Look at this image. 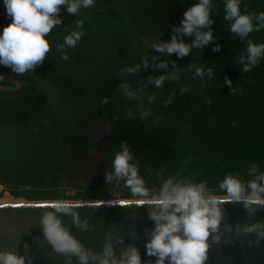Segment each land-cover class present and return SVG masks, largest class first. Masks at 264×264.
Masks as SVG:
<instances>
[{"label": "trees", "instance_id": "obj_1", "mask_svg": "<svg viewBox=\"0 0 264 264\" xmlns=\"http://www.w3.org/2000/svg\"><path fill=\"white\" fill-rule=\"evenodd\" d=\"M193 3L97 0L93 8H82L75 16L61 7L62 23L46 37L50 52L42 65L23 76L0 66L20 82L16 90L0 91V185L26 201H80L88 198L87 189L95 190L93 198L107 199L105 189L110 186L123 188L126 198L138 199L123 180L109 183L106 174H90L98 172L99 165L111 172L112 158L125 141L150 196L158 195L169 178L206 182L208 192L222 196L218 185L226 174L247 184L255 178L249 175L253 165L264 173V59L248 73L236 63L248 40L264 43V30L242 40L223 18V0H213V42L183 58L150 47L170 41L173 26L180 25ZM259 11H264V0H242V14L255 16ZM78 20L84 21V37L75 49H60ZM9 23L0 0V29ZM182 38L186 43L192 39ZM217 45L220 51L214 52ZM62 52L67 60L61 59ZM142 59H148V68L125 72L126 66ZM164 61L180 80L156 89L147 78L165 74L155 68ZM190 64L212 68L214 76L194 80ZM122 81L138 91L139 98L128 100L118 91ZM0 84L11 85L1 77ZM183 86L189 90L181 93ZM150 96L155 99L149 101ZM169 98L172 103L165 107L162 101ZM145 110L148 115L141 119ZM92 129L107 136L101 157L95 156Z\"/></svg>", "mask_w": 264, "mask_h": 264}, {"label": "clouds", "instance_id": "obj_2", "mask_svg": "<svg viewBox=\"0 0 264 264\" xmlns=\"http://www.w3.org/2000/svg\"><path fill=\"white\" fill-rule=\"evenodd\" d=\"M242 0H223L224 20L230 22V31L242 40L253 32L264 30V11H259L255 16L242 14ZM97 0H3L6 17L10 23L0 29V66L7 67L12 73L23 76L33 72L46 60L50 52V42L46 38L49 33L62 23L59 12L63 7L67 13L75 16L82 8H93ZM213 0H195L183 13V19L179 26H173L175 33L170 41L152 43L150 47L159 53L175 54L178 58L189 56L193 49H202L213 42V36L209 25L211 19ZM247 9H245V12ZM253 19L258 23L253 24ZM84 21H76L75 28L66 32L63 44L69 49H75L78 42L84 37ZM207 29V31H205ZM182 37L192 38L186 43ZM213 51H220L219 45ZM62 60H67V54L62 52ZM156 61L157 57L151 58ZM264 59V43H255L248 40L245 54H241L236 63L242 73L251 72L259 62ZM148 68V59H142L134 66H126L125 72L134 74L140 68ZM167 61L156 63V69L165 70V74L156 78L149 76L148 83L154 88L160 89L166 81H178L180 75L176 71H168ZM172 67L177 66L173 62ZM195 69L192 79L199 78L209 80L214 76L212 68H204L196 64H190L189 69ZM224 83L231 88V81L225 78ZM203 86V85H202ZM189 88L183 86L180 92H186ZM118 91H121L128 100L139 98V92L122 81ZM232 91H235L232 88ZM149 101L155 96L148 97ZM104 104L108 103L105 99ZM165 107L169 106L171 99L162 101ZM207 103H211L207 101ZM142 106V105H141ZM131 115V114H129ZM148 111L141 113V119L146 118ZM133 153L128 143L122 142L119 150L114 154L111 167L112 171L106 173V182L123 180L124 187L129 189L131 196L138 198L129 201L138 205H149L150 219L154 222L150 239L146 242V254L155 257L154 264H205L208 259V238L210 233L218 231L222 221L221 206L225 202L242 203L250 212L255 208L264 207V173L258 172L253 165L249 175L254 179L243 183L233 174H226L219 182L222 196L208 192L206 182L196 183L192 180H165L159 189V194L150 196L144 179L139 175V168L132 163ZM36 207L51 209L45 211L41 217L43 235L52 248L66 256H75L79 264H142L141 256L136 247H129L119 258L115 257L112 245L106 244L102 255H96L71 235L61 221L62 215H70L76 226L86 228V223L80 221L74 211L83 205L65 199H54L45 204L33 205ZM245 234H255L258 241L264 239V222H257L245 226L242 230ZM218 241L219 236H214ZM0 264H31L30 258L9 250H0Z\"/></svg>", "mask_w": 264, "mask_h": 264}, {"label": "water", "instance_id": "obj_3", "mask_svg": "<svg viewBox=\"0 0 264 264\" xmlns=\"http://www.w3.org/2000/svg\"><path fill=\"white\" fill-rule=\"evenodd\" d=\"M0 77L11 84H0V91L20 87V82L12 74L0 71ZM129 201L75 202L83 205L74 211L80 221L86 223V228L76 226L70 215L60 218L71 235L96 255H102L109 243L116 258L129 247H136L142 264H154L155 257L147 255L145 247L154 227L149 216L151 208ZM22 202L0 206V250L14 251L26 259L30 258L31 264H79L75 256L56 252L43 235L41 217L43 212L51 209L33 205L49 201L23 199ZM221 211L222 221L218 231L210 233L208 238V259L205 264H264V239L258 241L255 234L241 231L245 226L264 222V207L250 212L242 203L225 202ZM214 236H219V240H214Z\"/></svg>", "mask_w": 264, "mask_h": 264}, {"label": "rangeland", "instance_id": "obj_4", "mask_svg": "<svg viewBox=\"0 0 264 264\" xmlns=\"http://www.w3.org/2000/svg\"><path fill=\"white\" fill-rule=\"evenodd\" d=\"M104 142H105V140L103 141V143ZM98 180H94V182H98ZM101 182H104V181H101ZM98 190H101V189H97L96 191H98ZM105 190L109 194V198H107V199H95V198L92 197V193L95 190H93V189H87V192L89 194L88 198L85 199V200H80V202H90L91 203V202H97V201H103V202H112V201H114V202H117V201L134 200L133 198L130 199V198H126V197L123 196V193L125 191L123 188H118V187H112V186H110V187H107ZM0 194L2 195L0 197V200L2 198H5V200H10V201H16V200L23 201V199L15 198V197L11 196L9 194V192H8V189L6 187H4V186L0 188ZM72 202H77V201H72Z\"/></svg>", "mask_w": 264, "mask_h": 264}, {"label": "flooded vegetation", "instance_id": "obj_5", "mask_svg": "<svg viewBox=\"0 0 264 264\" xmlns=\"http://www.w3.org/2000/svg\"><path fill=\"white\" fill-rule=\"evenodd\" d=\"M105 132L101 133L100 134H97V131L93 130L92 129V135H93V144L95 146H97V152L95 154V156H100L101 157V148H102V145H103V141L105 140V138L107 137H104L105 136ZM106 141V140H105ZM93 169V168H92ZM91 175H98V176H104L102 174H106L105 173V170L102 166L99 165V168H98V172H95V171H91L90 172ZM101 174V175H100ZM98 179V177H97Z\"/></svg>", "mask_w": 264, "mask_h": 264}, {"label": "bare ground", "instance_id": "obj_6", "mask_svg": "<svg viewBox=\"0 0 264 264\" xmlns=\"http://www.w3.org/2000/svg\"><path fill=\"white\" fill-rule=\"evenodd\" d=\"M112 202H114V201H112ZM117 202H122V201H117ZM22 203H24V202H22L21 200L10 201V200H5V198H2L0 200V206H5V205H18V204H22ZM83 203H90V202H83ZM91 203H93V202H91Z\"/></svg>", "mask_w": 264, "mask_h": 264}, {"label": "built area", "instance_id": "obj_7", "mask_svg": "<svg viewBox=\"0 0 264 264\" xmlns=\"http://www.w3.org/2000/svg\"><path fill=\"white\" fill-rule=\"evenodd\" d=\"M3 187L2 185H0V188Z\"/></svg>", "mask_w": 264, "mask_h": 264}]
</instances>
